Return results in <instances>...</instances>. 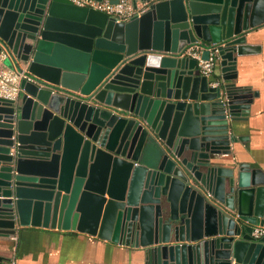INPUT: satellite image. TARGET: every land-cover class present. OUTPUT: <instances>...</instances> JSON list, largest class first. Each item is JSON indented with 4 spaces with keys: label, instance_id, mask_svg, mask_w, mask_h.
I'll use <instances>...</instances> for the list:
<instances>
[{
    "label": "water",
    "instance_id": "water-1",
    "mask_svg": "<svg viewBox=\"0 0 264 264\" xmlns=\"http://www.w3.org/2000/svg\"><path fill=\"white\" fill-rule=\"evenodd\" d=\"M140 1L121 21L0 0V67L21 74L19 96H0V237L77 230L142 247L145 264H264V173L228 159L264 0ZM194 45L217 51L213 76L183 55Z\"/></svg>",
    "mask_w": 264,
    "mask_h": 264
},
{
    "label": "crops",
    "instance_id": "crops-1",
    "mask_svg": "<svg viewBox=\"0 0 264 264\" xmlns=\"http://www.w3.org/2000/svg\"><path fill=\"white\" fill-rule=\"evenodd\" d=\"M248 42L259 48L239 58L238 77L233 81L250 88L254 96L249 116L233 123L234 134L242 140L228 159L232 166L245 162L264 173V24L252 30ZM13 256L15 264H145L142 247L113 243L77 230L43 227L20 228L15 235L0 237V264H9Z\"/></svg>",
    "mask_w": 264,
    "mask_h": 264
},
{
    "label": "built area",
    "instance_id": "built-area-1",
    "mask_svg": "<svg viewBox=\"0 0 264 264\" xmlns=\"http://www.w3.org/2000/svg\"><path fill=\"white\" fill-rule=\"evenodd\" d=\"M74 5L79 7H87L109 14L117 18V20L128 21L134 16L144 14L150 8V3L140 0H117V3H112L110 0H69ZM205 47L194 45L188 47L183 55L198 60V67L201 73L205 76H212L214 72L215 60L217 51L210 52L208 59L202 58V53ZM21 74L15 69L0 68V96L7 99H15L20 94ZM213 82V85H217ZM264 234L263 226H256L253 230L255 237ZM15 238V236H14ZM9 264H15L14 256L10 259Z\"/></svg>",
    "mask_w": 264,
    "mask_h": 264
}]
</instances>
